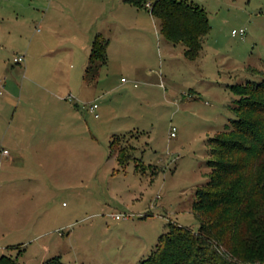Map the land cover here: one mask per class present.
Returning a JSON list of instances; mask_svg holds the SVG:
<instances>
[{"label": "rangeland", "instance_id": "rangeland-1", "mask_svg": "<svg viewBox=\"0 0 264 264\" xmlns=\"http://www.w3.org/2000/svg\"><path fill=\"white\" fill-rule=\"evenodd\" d=\"M188 1L210 25L193 61L159 33L148 3L138 13L124 0H0V256L138 264L168 222L197 231L208 141L235 119L230 87L264 75V0ZM98 32L106 64L80 97ZM62 135L59 149L41 148Z\"/></svg>", "mask_w": 264, "mask_h": 264}, {"label": "trees", "instance_id": "trees-1", "mask_svg": "<svg viewBox=\"0 0 264 264\" xmlns=\"http://www.w3.org/2000/svg\"><path fill=\"white\" fill-rule=\"evenodd\" d=\"M124 2L140 9L149 3L147 9L164 39L181 44L187 60L198 57L210 29L202 7L188 0ZM108 45L100 34L94 36L83 72L86 83L94 82L106 63ZM260 76L259 82L230 87L235 119L208 141L207 180L195 190L191 204L197 231L168 222L154 249L138 264L264 263V75ZM116 138L109 142V150ZM117 162L127 164L120 157ZM21 252L16 257L0 256V264H24L18 261ZM44 264L64 263L55 256Z\"/></svg>", "mask_w": 264, "mask_h": 264}, {"label": "crops", "instance_id": "crops-1", "mask_svg": "<svg viewBox=\"0 0 264 264\" xmlns=\"http://www.w3.org/2000/svg\"><path fill=\"white\" fill-rule=\"evenodd\" d=\"M130 5V4H129ZM131 6H133V5H131ZM135 7V6H134ZM135 10H137V12L138 13H140V12H143V11H146V10H144V9H140V8H135ZM147 12V11H146ZM148 14L150 15V17L152 18V19H154V20H156L155 18H153L152 16H151V14L149 13V10H148ZM139 16L140 15H138V18H139ZM137 18V19H138ZM137 19H136V21L134 22V25L135 26H137L138 28H141L140 27V23L142 22L141 20L140 21H137ZM112 25H115V24H112ZM134 26V27H135ZM97 34H100L101 36H102V34L101 33H97ZM96 35V34H95ZM94 35V36H95ZM103 37V36H102ZM94 38V37H93ZM105 38V37H104ZM105 39H107V38H105ZM93 40V39H92ZM108 40V39H107ZM109 41V40H108ZM92 42V41H91ZM91 44V43H90ZM88 50H90V45H89V48H88ZM88 56H89V54H88ZM88 56H87V59H88ZM87 59H86V62H87ZM62 60H63V56L62 57H60V58H58L56 61H55V65L57 66V68L58 69H60L61 67H62ZM106 64V63H105ZM85 65H86V63H85ZM85 65L83 66V72H84V69H85ZM96 80H97V78H96ZM96 80L94 81V82H96ZM122 80V79H121ZM82 82H83V87L85 88V86H86V88L85 89H83V87L80 89V90H82V91H80L81 93V96L80 97H82V96H84V95H82V94H87V88H89V87H87V86H90V85H92L94 82H92V83H86L84 80H83V74H82ZM65 85V83H62V84H59V86L61 87V89L63 88V86ZM66 85H68V84H66ZM57 87L58 88V91H57V93H61V90H60V87ZM69 88V87H68ZM59 95V94H58ZM58 101H61V100H72V99H74V97H72L71 96V94L70 93H68V95L67 96H64V95H60V96H56V95H53ZM64 96V97H63ZM84 99V98H83ZM94 104V103H93ZM91 104H89V106H90ZM88 106V107H89ZM88 107H85V109H86V111L88 112ZM89 113V112H88ZM90 114H93V113H90ZM95 114L97 115V116H95ZM95 114H93V116H94V118L95 119H98V114L95 112ZM116 134H114L113 136H115ZM21 141L19 140V138L18 139H14V140H12L11 141V143H12V145L13 146H18V144L17 143H20ZM64 144V136L62 135L61 137H60V139L59 140H56V141H53V142H49V141H43L42 143H41V148L43 149V150H48L47 148L49 147V148H51V149H53L54 147L57 149L58 147L60 148V147H62V145ZM36 145V144H35ZM37 146V145H36ZM38 148V146L37 147H35V149H37ZM58 148V149H59ZM1 171V170H0ZM0 175H1V172H0ZM55 257V256H54ZM59 257V256H58Z\"/></svg>", "mask_w": 264, "mask_h": 264}, {"label": "built area", "instance_id": "built-area-1", "mask_svg": "<svg viewBox=\"0 0 264 264\" xmlns=\"http://www.w3.org/2000/svg\"><path fill=\"white\" fill-rule=\"evenodd\" d=\"M148 6H149V3H148ZM231 34H232V36H236V35H238L239 37H244V35H245V30H244V29H239L238 31H236V30H232ZM23 60H24V59H23L22 57H19V58L14 59V62H16V63H22ZM122 81H123V79H122ZM96 110H97V105H96L95 103H94V104H91V105L88 107V112H89V113H93V114H95ZM95 116H97V115L95 114ZM174 132H175V128L172 127V132L170 133V136H171V137L174 136ZM8 154H9V153H8V151H7L6 149H4V148H1V149H0V156H1V157L8 156ZM121 217H123V216H120V215H114V218H115L116 220H119ZM257 264H259V263H257Z\"/></svg>", "mask_w": 264, "mask_h": 264}]
</instances>
